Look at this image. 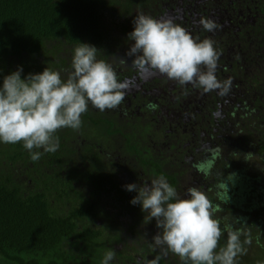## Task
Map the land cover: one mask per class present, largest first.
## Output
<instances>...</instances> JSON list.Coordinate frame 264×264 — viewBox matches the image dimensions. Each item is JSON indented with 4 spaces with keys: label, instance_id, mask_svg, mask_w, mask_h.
I'll return each mask as SVG.
<instances>
[{
    "label": "trees",
    "instance_id": "trees-1",
    "mask_svg": "<svg viewBox=\"0 0 264 264\" xmlns=\"http://www.w3.org/2000/svg\"><path fill=\"white\" fill-rule=\"evenodd\" d=\"M201 1L0 0V84L18 67L21 78L48 67L66 79L80 42L99 49L97 58L127 84L124 101L109 110L114 115L89 104L80 129L58 130L59 148L38 161L22 142H0V264H102L108 251L115 253L111 264L135 262L136 255L141 261L158 257V264H181L162 246L129 244L124 230L114 226L125 215L144 218L140 205L130 203L137 193L126 190L122 171L163 175L177 189L178 172L165 169V159L155 153L166 150L180 158L177 165H186L190 187L221 209L215 213L221 228L232 224L250 234L247 254L238 256L237 264H264V0ZM138 12L170 18L194 39L210 37L219 53L215 75L232 82L228 93L139 71L127 54L133 43L127 34ZM202 19L214 21L216 29L205 31ZM140 75L163 76L166 84L148 86L142 97L134 90L141 88L135 82ZM119 141L114 155L109 148ZM78 145L90 153L84 154L88 164L79 161ZM118 157L120 171L114 172L110 161ZM207 161L212 168L204 175L198 166ZM244 168L257 176L248 178ZM226 176L230 183H217ZM227 184L226 204L221 197L227 196ZM226 239L225 232L218 247Z\"/></svg>",
    "mask_w": 264,
    "mask_h": 264
},
{
    "label": "clouds",
    "instance_id": "clouds-1",
    "mask_svg": "<svg viewBox=\"0 0 264 264\" xmlns=\"http://www.w3.org/2000/svg\"><path fill=\"white\" fill-rule=\"evenodd\" d=\"M132 23L127 37L133 43L127 54L134 57L133 64L139 71L159 72L204 92L226 95L231 89V79L220 81L215 75L219 53L210 37L194 39L172 19H156L143 12H138ZM201 24L208 32L217 27L210 19H202ZM98 50L83 42L75 46L71 71L64 80L59 71L48 67L24 78L18 67L4 76L0 84V142H22L30 159L38 161L44 153L59 148L58 130L80 129L81 116L89 104L101 112L118 108L125 99L127 84L118 79L110 63L97 58ZM211 168L212 162L207 161L198 166V171L208 175ZM125 187L137 193L130 203L139 204L141 211L148 213V221L155 220L159 231L153 237L154 244L177 256L181 264H237V257L247 254L245 245L252 242L250 234L232 224L222 229L215 218L221 209L198 187L187 188V197L182 196L163 175L150 183H129ZM225 187L227 196L221 199L227 204L228 184ZM225 232L226 242L218 247ZM241 236H245L243 241ZM114 256V251L106 252L102 264H111ZM158 259L151 264H158Z\"/></svg>",
    "mask_w": 264,
    "mask_h": 264
},
{
    "label": "flooded vegetation",
    "instance_id": "flooded-vegetation-1",
    "mask_svg": "<svg viewBox=\"0 0 264 264\" xmlns=\"http://www.w3.org/2000/svg\"><path fill=\"white\" fill-rule=\"evenodd\" d=\"M218 1V0H217ZM197 2H201V3H203V2H205V1H198L197 0ZM156 14H154L153 16H155ZM136 72H137V70H136ZM140 72H138L137 74H139ZM134 77V76H133ZM140 78L139 79H137L135 82L137 83V82H139L140 83V86H141V88H134V90L135 91H139L140 93H141V96L142 97H144L145 96V94H146V88L148 87V85H152V84H156L157 86H159V85H161V87L163 88L164 87V85L166 84V80H165V78L163 77V76H156V75H153V76H149L148 78H145V76L142 78V75H140L139 76ZM139 80V81H138ZM160 87V88H161ZM149 88H151V86L149 87ZM95 110H97V109H95ZM112 111H114L113 109H112ZM105 113L104 114H107L108 112L111 114V115H114L111 111H109V110H107V111H104ZM151 112V111H150ZM155 114H156V112H154ZM137 114H141V113H139V111H137ZM149 114V113H148ZM150 114H152V113H150ZM80 139V138H79ZM74 141V140H73ZM82 141V144H84L83 142H85V140L84 139H82L81 140ZM72 143V142H71ZM73 144V143H72ZM74 145H76V144H74ZM84 148H85V145H78L77 146V154L80 156L79 158H80V160L79 161H82L83 160V163H85V164H88V161L85 159V156H84V154L85 155H87V154H90V153H87V152H85L84 151ZM86 149H87V147H86ZM157 149V148H156ZM158 150V149H157ZM99 151L102 153V151H103V149H102V147L101 146H99ZM116 153H114V155H115ZM91 157H92V154H91ZM120 161V159H119V157H118V159H116L115 160V158L113 159V160H111L110 162H112V164H110L111 165V167H112V170L115 172V171H120V169H119V167L118 166H116V163H118ZM77 164H78V161H77ZM116 174H118V173H116ZM119 175H121L122 177V181L124 182V185H127V184H129V183H136V184H138V185H141L143 182H145L146 181V183H150V181H147V180H149L148 178H145L144 176H143V173H139L138 174V177H135V178H133L132 177V175H131V173L129 172V171H122V173H120ZM191 183H192V181H191ZM133 193H136V192H133ZM144 216V218H143V223L144 222H147L148 220H147V218H146V215H143ZM118 220H120V222L122 223V226H120L117 222H119ZM118 220H117V222H116V224L114 225V226H119L120 228H122L124 231L122 232V236H123V239H127L128 240V243L129 244H132V243H134V242H137L133 237H132V234H130L129 233V230H132V229H136V227L134 226V224H136V225H141V221H138V219L137 218H135V217H129V215H125V216H122V217H118ZM98 223H99V221H98ZM138 223V224H137ZM145 227H147L148 229V233L146 232V236H148L149 237V239L151 240V241H148L147 239H142V238H140L141 240L139 241V245H151V246H153L154 248H158V246H156L155 244H154V241H153V237H154V235L159 231L158 229H157V227H156V224H155V226H152V224H147V226H145ZM150 227L154 230L153 231V235L152 234H150L151 233V229H150ZM132 228V229H131ZM147 238V237H146ZM117 247L118 248H121L122 247V245L121 244H119V245H117ZM131 254V253H130ZM168 254V253H167ZM132 255H136V254H134V253H132ZM135 258H136V260H139V261H141L140 259L142 258L141 256H139V255H136L135 256ZM151 259V258H150ZM151 261L152 260H149V258H144L143 259V261H141V264H151ZM133 264L134 262H131L129 259H126V263L125 264Z\"/></svg>",
    "mask_w": 264,
    "mask_h": 264
},
{
    "label": "rangeland",
    "instance_id": "rangeland-1",
    "mask_svg": "<svg viewBox=\"0 0 264 264\" xmlns=\"http://www.w3.org/2000/svg\"><path fill=\"white\" fill-rule=\"evenodd\" d=\"M198 1H201V0H198ZM159 14H162L161 11H159ZM164 16H162L161 18L158 17V15L156 16V18H159V19H162ZM155 84H152V85H148L149 87L150 86H153ZM264 86V84H261ZM155 114V113H154ZM120 146H121V142H117L116 144H113L109 149L110 151L114 152V153H117L119 152L118 148L120 149ZM124 146V145H123ZM118 147V148H117ZM155 147V146H154ZM166 148V147H165ZM157 156H160V157H163V159H165V169L169 170L171 173L173 172H178V175L179 176V182H178V185H177V192L182 195V196H185L187 197V188L190 187V183L192 181V177L188 175V173L185 172V170H183L182 168H186V165L184 163H182V165H177L179 164L181 161H180V158L178 156H176L177 154H175V157L172 156V152L170 150H166V151H163L162 152H159V151H156L155 152ZM238 156V155H237ZM125 159H128V157L126 155H124ZM81 164V163H80ZM236 167H234L235 169ZM254 169H256L254 167ZM182 170L184 172H182ZM140 172V171H139ZM243 174H245L248 178H254L257 176L258 172L256 170H253L252 168H244L242 170ZM143 173V172H141ZM183 173V174H182ZM148 176V175H147ZM146 176V177H147ZM133 178L135 177H138V174H135V175H132ZM158 176L156 175H151V176H148V179L147 181H150V180H153L155 178H157ZM196 177H198V174H196ZM151 182V181H150ZM219 182H231L228 180V176H226L225 180L223 179H219V181L217 180V183ZM143 183H146L143 182ZM142 183V184H143ZM236 185H234V190L236 189ZM220 191H222L220 188H219ZM251 191V190H250ZM144 215H146V218L148 220V213L145 212ZM138 224V223H137ZM147 224H152V226H155V220H151V221H147V222H144L143 223V218H141V225H136L134 224V226L136 227V229H132L133 233H132V237L136 240V241H140L141 239L139 237H141L142 239H147L148 241H151L149 239L148 236H146V232L148 233L149 231L147 230L148 228L145 227L147 226ZM151 229V233L153 235V229L150 227ZM147 237V238H146ZM118 248V247H117ZM172 263L170 264H177L176 262L174 263L173 261H171ZM6 264H12V263H9V262H4ZM140 263L139 260H135V262L133 264H138Z\"/></svg>",
    "mask_w": 264,
    "mask_h": 264
}]
</instances>
